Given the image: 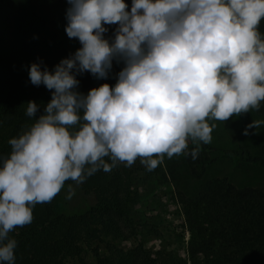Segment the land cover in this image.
Returning a JSON list of instances; mask_svg holds the SVG:
<instances>
[{
    "label": "clouds",
    "instance_id": "1",
    "mask_svg": "<svg viewBox=\"0 0 264 264\" xmlns=\"http://www.w3.org/2000/svg\"><path fill=\"white\" fill-rule=\"evenodd\" d=\"M65 32L80 47L52 71L33 62L31 83L51 99L26 103L33 123L0 156V262L14 264L10 233L33 221L66 182L137 160L152 171L165 157L191 155L212 141L216 123L264 103V0H67ZM106 25H115L106 38ZM116 83L78 91L76 74ZM264 124L252 120L249 135ZM189 142L195 145L189 152ZM105 158L110 160V163ZM75 188L69 185L66 199Z\"/></svg>",
    "mask_w": 264,
    "mask_h": 264
},
{
    "label": "trees",
    "instance_id": "2",
    "mask_svg": "<svg viewBox=\"0 0 264 264\" xmlns=\"http://www.w3.org/2000/svg\"><path fill=\"white\" fill-rule=\"evenodd\" d=\"M6 0H0L5 2ZM131 6V0H125ZM19 61L7 66L5 82L0 89V156L10 152L9 139L17 136L33 123L26 115V103L35 101L43 105L51 99V92L43 84L31 83L28 67L41 62L49 71L61 59L73 54L59 47L52 24L62 17L66 19L67 0H16ZM24 9V10H22ZM62 12V15L60 14ZM66 23V22H65ZM106 38H112L115 25H106ZM259 30L264 35V20ZM80 45L78 39H73ZM81 46V45H80ZM123 63L113 61L106 79H97L91 73L76 74L78 91L87 93L102 83L114 85L116 74ZM254 112L264 120V103ZM195 145L189 142V152ZM207 154H213L205 165L222 157L255 166L263 171L256 185L236 186L226 178H214L191 194L176 191L179 209L187 232L186 252L191 264H264V124L259 152L247 146L217 147L201 144L196 159L185 155L188 172L198 177L196 165L202 164ZM110 163L108 158H105ZM165 178L161 165L148 171L139 160L132 167L120 164L110 172L97 171L79 188L91 192L94 203L85 211L66 214L61 210L59 195L50 203L37 204L33 208V221L17 228L9 235L17 241L14 264H68L67 259L85 251L87 245L96 242L90 251L95 264H172L171 258H156L142 242L128 248L118 246L133 235L129 217L131 208L141 198L138 187ZM74 183L72 181L66 184ZM127 231H126V230ZM98 243H103L100 251ZM5 264V262H0Z\"/></svg>",
    "mask_w": 264,
    "mask_h": 264
},
{
    "label": "rangeland",
    "instance_id": "3",
    "mask_svg": "<svg viewBox=\"0 0 264 264\" xmlns=\"http://www.w3.org/2000/svg\"><path fill=\"white\" fill-rule=\"evenodd\" d=\"M16 0H6L0 3V89L5 82L7 66L14 65L19 61L18 40L16 38L18 27L14 25L16 19ZM24 10V9H22ZM62 15V12H60ZM63 16V15H62ZM67 20L63 17L52 24L55 40L59 41V47L67 51H76L80 47L73 39H69L65 26ZM252 120H263L262 115L251 111L249 113L233 117L225 123H216L212 132L211 145L217 147H235L243 144L258 153L262 141L263 124L254 130H249V135H243L246 125ZM185 155L173 156L171 159L165 157L161 164L165 178L151 181L141 187L138 191L141 198L137 204L132 206L129 217L132 222L131 231L134 234L121 242H115L120 247L128 248L137 242H142L148 248L153 257L171 258L172 264H191L186 252L187 232L183 223L182 214L179 209L176 191L182 190L187 194L198 191L202 185L214 178H226L236 186L256 185L259 183L263 171L255 166L242 164L229 157H222L212 164L205 165L206 161L213 157L207 154L202 164L196 165L198 177L188 172ZM75 188V194L71 199H66L68 187ZM94 203L91 192H85L74 183L65 184L59 194L61 210L66 214H76L85 211ZM126 230V229H125ZM127 231V230H126ZM96 242L87 245L85 251L79 252L67 259L68 264H95L90 249ZM100 251L104 250L103 243L97 245Z\"/></svg>",
    "mask_w": 264,
    "mask_h": 264
}]
</instances>
